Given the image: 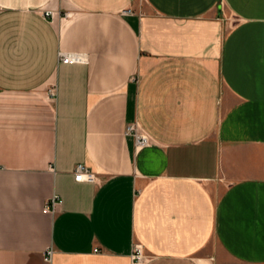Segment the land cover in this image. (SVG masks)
<instances>
[{
  "label": "crops",
  "instance_id": "1",
  "mask_svg": "<svg viewBox=\"0 0 264 264\" xmlns=\"http://www.w3.org/2000/svg\"><path fill=\"white\" fill-rule=\"evenodd\" d=\"M136 244L264 264V0H0V264H136Z\"/></svg>",
  "mask_w": 264,
  "mask_h": 264
},
{
  "label": "built area",
  "instance_id": "2",
  "mask_svg": "<svg viewBox=\"0 0 264 264\" xmlns=\"http://www.w3.org/2000/svg\"><path fill=\"white\" fill-rule=\"evenodd\" d=\"M45 15L49 16L50 13L46 12ZM58 60L60 63L63 64H74L78 62H83L84 57L79 54H65L60 52L58 54ZM126 135L132 136L134 138L137 148H144L149 145L148 136L140 133L134 125L127 126ZM73 176L75 182L78 183L96 182V175L84 165L76 166L75 170L73 171ZM61 203L62 201L58 196H53L47 201L46 205L43 208V212L46 214H54L56 212L57 207ZM51 257H52V250L51 249L46 250L44 260L46 262H50ZM131 259L136 264H140L144 261L143 248L140 245H135L133 247L131 253Z\"/></svg>",
  "mask_w": 264,
  "mask_h": 264
},
{
  "label": "rangeland",
  "instance_id": "3",
  "mask_svg": "<svg viewBox=\"0 0 264 264\" xmlns=\"http://www.w3.org/2000/svg\"><path fill=\"white\" fill-rule=\"evenodd\" d=\"M233 22V21H232ZM49 97H50V99H53L54 97H55V93H54V91L53 90H50L49 92ZM127 126H129V125H127ZM127 126H126V128H127ZM136 127V126H135ZM125 134H126V129H125ZM149 138V137H148ZM149 142H150V140H149ZM145 148V147H144ZM141 149V148H140ZM78 166V165H77ZM136 245H139V244H136ZM135 246V245H134ZM223 261H225V263H229V260L226 258V257H223Z\"/></svg>",
  "mask_w": 264,
  "mask_h": 264
}]
</instances>
